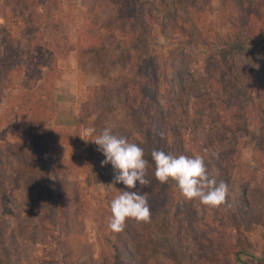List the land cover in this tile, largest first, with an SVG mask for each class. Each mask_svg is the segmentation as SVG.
Listing matches in <instances>:
<instances>
[{"label":"rangeland","instance_id":"1","mask_svg":"<svg viewBox=\"0 0 264 264\" xmlns=\"http://www.w3.org/2000/svg\"><path fill=\"white\" fill-rule=\"evenodd\" d=\"M129 1L50 0L39 27L21 0L0 4V264H264V53L257 62L231 46L247 22L264 37V0H140L141 27ZM211 78L225 101L210 108ZM105 127L144 149L150 185L113 184L91 140ZM153 149L203 156L226 203L160 183ZM52 167L61 199L42 195ZM121 190L148 193L151 219L116 233Z\"/></svg>","mask_w":264,"mask_h":264},{"label":"clouds","instance_id":"2","mask_svg":"<svg viewBox=\"0 0 264 264\" xmlns=\"http://www.w3.org/2000/svg\"><path fill=\"white\" fill-rule=\"evenodd\" d=\"M160 135L163 138V133ZM91 140L106 157L101 162L102 165L110 163L113 166V184L122 183L127 189H136L137 182L141 188L150 185L151 181L146 178L149 161L144 158L142 147L130 142L126 136L114 134L109 127H105ZM151 159L155 164L156 180L166 183L171 179L186 199L198 200L204 206L213 208L226 203L229 186L225 181H218L209 174L203 156L174 155L153 149ZM110 209L108 227L116 233L124 231L128 219L137 223H147L151 219L149 196L146 192L121 190L111 200Z\"/></svg>","mask_w":264,"mask_h":264},{"label":"trees","instance_id":"3","mask_svg":"<svg viewBox=\"0 0 264 264\" xmlns=\"http://www.w3.org/2000/svg\"><path fill=\"white\" fill-rule=\"evenodd\" d=\"M12 1L14 0H0V4L2 5V8H11L12 7ZM50 0H21L20 3H18L17 5H20L25 12V17L24 20H29L25 23H29L28 25L30 26H34L36 25V27H39L40 24H38L35 21H39L38 19L42 20V17H45L46 15L44 14V10L39 11V7L42 8H47L48 2ZM133 2V5H136V13H134L133 16H130V23L132 25V23L135 22V24H137V27H141L142 23H145L144 21V17L141 16V10L142 8V3L140 0H131L129 1V5ZM134 10V8L132 9V11ZM47 14V13H46ZM38 18V19H37ZM46 18V17H45ZM44 27V26H43ZM251 25L249 24V22H247L244 27V34H243V38L241 40H239L238 42H234L233 44L231 43V46L235 49H239L240 51H245L247 53V55H249L250 57H253L255 59V61H259L260 55L262 53H264V37L263 36H259L258 34L254 33L253 30L250 28ZM9 36V35H8ZM10 38H12L11 36H9ZM11 46V45H9ZM230 46V47H231ZM229 47V48H230ZM9 51V50H8ZM12 53V52H11ZM17 54H15L13 57H16ZM226 64V62H225ZM264 73V70L262 71ZM211 81H215L213 84H210L207 88V91L209 94H207L208 98H210V100H207V102H205L208 106H210V108L212 107V101H221L224 102L225 99L221 96L222 91H224L223 89L220 90L219 86L221 87V85L223 84L222 81L220 80H215L213 78H211ZM141 89V93H142V97L143 100H145V102L147 103V105L149 104V108H150V113L147 114L148 116H152L155 112L157 108H153V105L155 104L154 100L152 99L150 93V87L147 83L146 80H144V83L141 84L140 86ZM204 96V95H202ZM199 103V102H196ZM203 102L200 101L199 103V107H202ZM229 107L232 106L231 103L227 104ZM224 109H220L217 113H216V120L218 122H221L223 124V126L230 128V125H226V118H224V114H225ZM223 114V117H222ZM225 121V122H224ZM159 127V126H158ZM157 127V128H158ZM227 134L229 132H226ZM237 138V137H236ZM232 139V138H231ZM230 138H228V142L230 145L234 146L236 143L234 142V140L232 141ZM235 139V138H233ZM203 148H205V150L209 149V150H213L212 149V145L208 142V141H204L202 143ZM232 152H235V147L232 149ZM218 166L220 167V164H218ZM221 169H223V165H221ZM40 176H42V181H44V184H42L41 189H42V195L43 197H48L51 200H55V199H61V195L57 194V192L52 191L53 190V185L48 184V182L50 180L55 181V170L54 168H50L49 171L43 174H40ZM42 205V204H41ZM53 210V209H52ZM54 211H56V209L54 208ZM38 213V211H37ZM49 219V217L47 218ZM118 258L120 257V255L117 256ZM118 264V262H117Z\"/></svg>","mask_w":264,"mask_h":264},{"label":"built area","instance_id":"4","mask_svg":"<svg viewBox=\"0 0 264 264\" xmlns=\"http://www.w3.org/2000/svg\"><path fill=\"white\" fill-rule=\"evenodd\" d=\"M90 131H91V134H90ZM91 135H92V130H90V129H87V130L84 132V135H83V137L90 138V137H91Z\"/></svg>","mask_w":264,"mask_h":264}]
</instances>
